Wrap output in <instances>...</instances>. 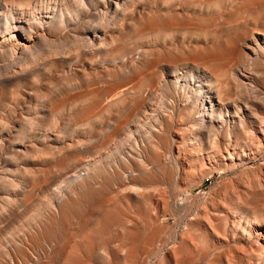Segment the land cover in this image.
<instances>
[{
    "label": "bare ground",
    "instance_id": "bare-ground-1",
    "mask_svg": "<svg viewBox=\"0 0 264 264\" xmlns=\"http://www.w3.org/2000/svg\"><path fill=\"white\" fill-rule=\"evenodd\" d=\"M144 1L0 0V264H264V0Z\"/></svg>",
    "mask_w": 264,
    "mask_h": 264
},
{
    "label": "rangeland",
    "instance_id": "rangeland-1",
    "mask_svg": "<svg viewBox=\"0 0 264 264\" xmlns=\"http://www.w3.org/2000/svg\"><path fill=\"white\" fill-rule=\"evenodd\" d=\"M175 1L177 4L182 3L183 10L190 12V13H193L197 16H200L203 18H209V17L214 16V15L215 16L220 15L221 17H224V18L230 20L232 23L234 22L233 25L231 26V28L229 30H226V32H224L225 35H228V34H231V35L235 34L236 35V33H239L240 31L245 29V26H247L248 24L250 25V23L252 22V19H253L252 15L245 13V12H242V11L239 12V9L237 6H238V3L240 2V0H217L211 4H206V3L200 4V3H197L196 0H175ZM190 1H191V3H190ZM168 3H169L168 1H164V0H151V2L149 0V1H144V3L139 4V8L143 11H146V12H153L156 9H158L159 7H161L163 5H167ZM183 3H185V4H183ZM179 4H178V6H179ZM222 11H223V13H222ZM232 12H235V13H232ZM228 13H230V14H228ZM239 14H241L242 16H240ZM240 19H242L243 21L242 20L240 21ZM132 22L133 21L130 18H128L125 20V22H123V21L121 22V26H120L121 29L119 26H115V27L110 28V34L115 35L116 39L115 40L112 39L111 41H109L108 44L102 49V54L106 60H113L116 57L118 59H122L123 63L125 61L127 63L133 62L136 60V58L138 59V55H136L137 54L136 52L138 51L137 49H139V46H143V45L147 46V45H149V43H153V42H156L159 44V43H162L164 41V39L162 37H158L156 39H152L150 37L131 38V36H129L128 33H129V31H131L130 28H131ZM69 28L70 29L68 30V33H70V35H72V34L74 35V34L79 33L78 25L77 26L72 25ZM72 28H74V29H72ZM75 31H77V32H75ZM182 37L183 38H180L179 41L183 40L184 42H187V43L192 38V36L190 34H186L185 36H182ZM132 48L134 49V51ZM109 49H111V50H109ZM130 50H132V52H130ZM123 55L125 56V58ZM68 59L69 60L67 63V68H69L70 65L72 67L73 64L75 63L73 61V59L70 60L69 57H68ZM71 62H72V64H70ZM95 65L99 66V65H101V63H96ZM169 73L172 74L171 71H169ZM149 89H150V87L146 85L142 88V92L146 93ZM259 90L264 94V85ZM142 92L137 91V88H131L130 92L127 94V100L135 99L137 96H139V94L141 95ZM93 98H94V94L89 96V100H91ZM170 98L171 97L166 99V101L168 103H169V101H171ZM81 102H83V101L80 100L78 103H81ZM255 167L256 166H254V168Z\"/></svg>",
    "mask_w": 264,
    "mask_h": 264
}]
</instances>
